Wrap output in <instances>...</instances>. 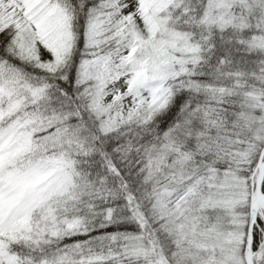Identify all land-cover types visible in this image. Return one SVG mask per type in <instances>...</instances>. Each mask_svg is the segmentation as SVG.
Instances as JSON below:
<instances>
[{
  "label": "snow or ice",
  "instance_id": "obj_1",
  "mask_svg": "<svg viewBox=\"0 0 264 264\" xmlns=\"http://www.w3.org/2000/svg\"><path fill=\"white\" fill-rule=\"evenodd\" d=\"M0 264H264V0H0Z\"/></svg>",
  "mask_w": 264,
  "mask_h": 264
}]
</instances>
